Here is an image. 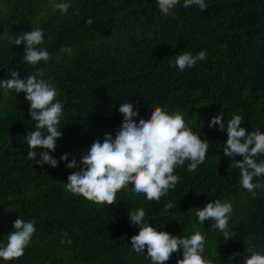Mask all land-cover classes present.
Instances as JSON below:
<instances>
[{
    "label": "trees",
    "instance_id": "1",
    "mask_svg": "<svg viewBox=\"0 0 264 264\" xmlns=\"http://www.w3.org/2000/svg\"><path fill=\"white\" fill-rule=\"evenodd\" d=\"M59 2L0 0V80L12 78L9 69L21 79L41 70L63 105L62 137L49 153L58 165L41 166L26 156L24 136L35 130V122L25 94L0 88V244H6L18 217L36 221L24 255L0 264H151L146 248L140 254L131 248L139 229L128 212L141 207L146 222L159 231L182 237L201 231L205 257L215 264H245L249 244L264 254V188L255 189L253 197L242 187L240 170L229 167L223 155L226 131L208 127L218 113L225 125L238 114L249 133L264 132V0H205V11L185 9L180 0L174 17L162 15L157 0H63L71 5L67 14L54 9ZM35 27L44 31L40 47L50 58L31 65L22 60L25 46L10 45L7 37ZM201 50L208 57L194 67L183 72L170 67L176 54ZM126 102L138 111L137 123L155 107L179 111L191 130L209 141L204 163L194 172L187 162L177 167L179 183L159 203L135 194L131 185L116 193L112 206L66 192L68 176L80 168H67L60 157L68 153L69 161L79 162L106 133L114 139L123 121L119 106ZM252 182L264 183V175ZM215 199L233 206L232 240L210 228L214 221L197 222L195 209ZM62 232L71 244L61 243ZM177 258L182 250L167 264Z\"/></svg>",
    "mask_w": 264,
    "mask_h": 264
},
{
    "label": "clouds",
    "instance_id": "2",
    "mask_svg": "<svg viewBox=\"0 0 264 264\" xmlns=\"http://www.w3.org/2000/svg\"><path fill=\"white\" fill-rule=\"evenodd\" d=\"M179 3L180 0H157V7L162 15L174 17L173 10ZM70 6L63 0L53 5L61 14H67ZM191 6H198L201 11L208 7L205 0H184L183 8ZM86 23L91 25L93 20L89 18ZM7 43L25 46L22 60L27 64L36 65L50 58L47 48L40 47L44 43L42 28L35 27L29 32L7 37ZM61 51L71 52V49L62 48ZM207 57L206 50L195 55L184 51L175 55L174 62L170 61V67L183 72ZM9 72L12 78L0 80V88L24 93L30 104L28 116L35 122V130L24 136L29 146L27 159L41 166L47 163L56 168L58 161L49 153L56 150L57 140L62 137L58 126L63 105L55 99L57 89L44 78L45 74L41 70L28 74L24 79L16 71L9 69ZM133 107L129 102L119 106L123 121L114 139L106 133L103 142L94 141L79 162L76 158L69 161L68 153L60 157L61 161L67 162V168H80L68 176L64 184L66 192L82 196L97 205L112 206L117 204L116 193L131 185L130 190L135 194L146 195L149 201L159 203L161 197L167 195L170 189L174 190L179 183L180 177L174 174L177 167L182 168L187 162V170L194 172L204 163L209 141L194 133L179 111L169 113L166 107H155L149 117H141L137 123L133 118L139 113L133 111ZM243 122L242 115L233 114L225 125L224 116L218 113L211 118L208 127L218 126L220 132L226 131L223 155L229 158V167L240 170V184L255 197V189L264 188V183L252 182L254 177L264 175V160L258 162L256 159L264 155V132L255 129L249 133L241 127ZM237 156L243 159L237 160ZM232 211L230 202L215 199L203 208L195 209V216L199 224L214 221L210 228L219 230L224 239L229 241L234 235L228 227ZM145 215L142 207L128 212L130 223L139 229L138 234L131 236V248L137 254L146 248V258H150L151 264H167L172 255L181 250L182 258H177L176 264H215L212 256L205 257L206 238L201 231L196 230L190 236H173L146 222ZM35 224L34 219L18 217L13 222V230L7 235L6 244H0V259L8 262L21 258L36 232ZM61 236V243L71 244V239H65L67 232H62ZM244 251L250 254L243 256L245 264H264V254L259 253L254 244H249Z\"/></svg>",
    "mask_w": 264,
    "mask_h": 264
}]
</instances>
